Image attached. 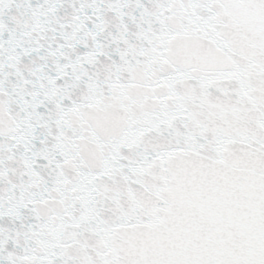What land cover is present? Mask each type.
Segmentation results:
<instances>
[{
  "label": "snow or ice",
  "instance_id": "1",
  "mask_svg": "<svg viewBox=\"0 0 264 264\" xmlns=\"http://www.w3.org/2000/svg\"><path fill=\"white\" fill-rule=\"evenodd\" d=\"M0 264H264V0H0Z\"/></svg>",
  "mask_w": 264,
  "mask_h": 264
}]
</instances>
